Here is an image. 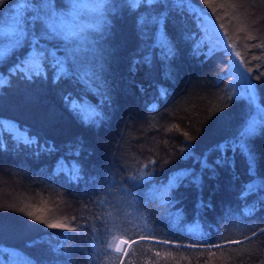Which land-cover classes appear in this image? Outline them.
Segmentation results:
<instances>
[{"label":"trees","instance_id":"16d2710c","mask_svg":"<svg viewBox=\"0 0 264 264\" xmlns=\"http://www.w3.org/2000/svg\"><path fill=\"white\" fill-rule=\"evenodd\" d=\"M21 3H0V26L13 23ZM24 3L30 8L24 16L27 27L39 35L44 25L31 18L45 15L42 0ZM52 3L59 13L50 21L56 37L41 41L46 55L41 75L31 82L16 73L9 75V69L32 54L30 41L0 60V118L26 127L41 143L51 141L57 149L37 156L34 148L18 146L10 133L0 129L5 143L0 149V246L9 250L0 251V260L4 264H264V123L249 141L255 157L251 173V158L229 151L231 162L217 165L215 178L209 179L207 170L203 173L202 192L194 186L171 192L162 187L181 168L200 171L192 159L180 158L182 149L202 155L236 137L251 118L262 119L264 0H192L199 15L175 9L171 3L133 9L126 0H109L104 12L111 23L101 32L89 27L97 23L95 0ZM166 10L165 23L151 26L150 39L143 41L137 29L139 17ZM205 19L221 33L222 43ZM157 32L166 34L177 52L168 77L160 49L145 46L156 40ZM194 41L201 46L199 56H193ZM0 42L8 41L0 37ZM149 53L151 66L142 63L133 70V59ZM53 57L67 59L64 78L56 77ZM232 58L239 64L245 90L252 86L255 103L239 95L244 86L230 69ZM98 91L111 97L110 105L101 104ZM69 95L85 107L102 108L107 119L99 127L81 122L65 107L64 97ZM78 142L84 151L79 157L68 155L67 146ZM220 155L212 152L209 163ZM72 160H78L81 173L70 180L57 167L58 162ZM253 184L255 189L249 191ZM200 198L211 206L200 207ZM30 212L46 223L29 217ZM53 222L69 228H48L47 223ZM118 240L126 242L122 251L115 248ZM162 240L172 243H159ZM215 245L220 247H210ZM209 251L215 256L209 257Z\"/></svg>","mask_w":264,"mask_h":264},{"label":"snow or ice","instance_id":"6c2138e0","mask_svg":"<svg viewBox=\"0 0 264 264\" xmlns=\"http://www.w3.org/2000/svg\"><path fill=\"white\" fill-rule=\"evenodd\" d=\"M3 0H0L2 3ZM25 0H22L20 6H18L15 10L16 14L13 17L12 25L7 28L0 26V37H4L7 39V44H0V60L4 59L8 54H10L15 48L22 46L26 42L31 43L33 52L30 57L22 61L21 63L13 66L9 69V75L12 73L19 74L20 78L23 80H27L29 82L32 81L33 77L41 75L40 68L41 62L46 59V55L41 48L42 40H49L56 37L54 27L50 23L53 17H58L59 13L57 12L55 6L52 3V0H42V4L44 6L45 15H35L31 18L32 23H43L45 31L41 32L37 35L34 31H29L26 21H25V12L23 3ZM128 4L134 9L140 5L145 6H154V5H162L167 6L169 3L173 6V8L178 10H189L193 11L194 14L199 15V13H195L194 6L192 0H126ZM205 3H208V0H204ZM109 3V0H95V8L94 15L97 18V23L89 25V27L97 32L103 31L105 25H109L111 21L107 19V16L104 12V6ZM117 9L113 8L112 12L115 13ZM168 17V11H164L157 14L152 13H144L139 17L137 22L138 33L143 41H148L150 39V28L153 25H163L165 20ZM203 19V17H200ZM206 23V21H205ZM223 39V38H222ZM225 48H228L229 52L231 49L227 44V40H223ZM147 47L156 49L159 48V58L165 64V72L164 75L166 77L171 75L172 69L170 68V62L177 54L174 46L167 42V36L163 32H157L156 40L151 45H145ZM143 50V46L142 49ZM201 54V46L199 42L194 41L193 44V56H199ZM48 56H53V53L49 52ZM240 53H236V56H239ZM53 63L57 69L56 77L64 78L68 75L67 69V59H59L53 57ZM148 64L151 66L152 64V55L151 53L144 55L140 58H134L132 61V69L135 70L136 66L139 64ZM3 80V76H0V81ZM138 87L143 90L141 85ZM97 95L101 96V104L107 103L111 104V97L104 92L101 94L99 91ZM241 96H247L248 99L255 103V94L252 91V86L248 85L246 91L240 93ZM65 107L68 108L77 118L81 120V122L86 125L99 127L106 119L102 108H98L95 105H89L85 107L82 104L75 102L71 96L64 97ZM262 114V119H256L255 117L251 118L245 127H243L236 137H232L224 140L223 142L213 145L210 149H208L204 154L197 155L194 151L188 149L181 150V159H192L195 163L200 165V171L197 172L195 168H181L174 172L168 180V183L164 186V191L171 192L172 190L178 189L181 186L188 187L194 186L197 191L202 192L203 190V173L205 170L210 172L209 179L215 178L216 166L219 165L223 167L226 164H229L230 158L227 156V153L231 151L235 154L239 151L242 155L246 157H250L249 171L252 172V164L254 163L255 157L251 151L250 139L257 135L260 131V125L264 123V107L259 109ZM0 129L11 134L12 138L17 141L18 146L23 145L25 147H31L35 149V155H40L43 153L51 154L56 151L55 145L51 141H45L41 143L36 136L30 135L29 129L26 127L21 128V126L14 121H5L0 118ZM184 136L190 141L193 138L188 136L187 133H184ZM5 147V143L3 137H0V149ZM69 151L68 155L79 157L82 151H84V146L82 142H78L74 145L67 146ZM212 152H219L221 155L212 163H209L208 156ZM155 164V161H152ZM57 172L60 174H66L68 178L71 180L73 178H79L81 173V165L78 160H72L71 162H58ZM256 187L255 184L250 185L248 187L249 191L254 190ZM198 204L200 207L211 206L210 202L205 205V202L202 198L199 199ZM37 211H43V209L38 208ZM29 217L34 216L35 221L40 223H46L41 215H35L34 213H27ZM48 228L52 229H68L69 225L66 223L53 222L47 223ZM141 239H146V237H141ZM161 244H170L172 243L169 240L159 241ZM235 243H239L236 241ZM191 247H196L195 244L191 245ZM210 247H220L219 245L210 246ZM0 251L7 252L8 249L2 248L0 246ZM157 256H160V253H156ZM165 255H170V253H166ZM209 257L215 256V252L209 251ZM0 264H4L3 260H0ZM32 264V262H29ZM210 264V262H209Z\"/></svg>","mask_w":264,"mask_h":264},{"label":"rangeland","instance_id":"374dc122","mask_svg":"<svg viewBox=\"0 0 264 264\" xmlns=\"http://www.w3.org/2000/svg\"><path fill=\"white\" fill-rule=\"evenodd\" d=\"M23 7H24V12H27V10L30 9L29 6L26 3H23ZM205 21H206V26L211 31V33L213 34L214 38L217 39L219 42L221 41V43H222L223 36L221 35V33H219V31H217V29L215 28V26L209 20L205 19ZM8 26H10V25H7L5 28H7ZM0 43H2V42H0ZM230 63H231L230 69H231V71L234 74V78L239 83H241L244 86L243 89H244V91H246L245 90V84H244V81H243V78H242V74H241V70H240L239 64L237 63V61L234 58L231 59ZM125 243L126 242L124 240H118L117 243H116L115 248L118 251H122L123 248H124V246H125ZM120 244H121V246H120ZM11 253H13V250L12 249H11ZM15 255L16 254L13 253V254H11V257H13Z\"/></svg>","mask_w":264,"mask_h":264},{"label":"bare ground","instance_id":"6f19581e","mask_svg":"<svg viewBox=\"0 0 264 264\" xmlns=\"http://www.w3.org/2000/svg\"><path fill=\"white\" fill-rule=\"evenodd\" d=\"M122 243V242H121ZM120 246H121V244H120ZM120 248V247H119Z\"/></svg>","mask_w":264,"mask_h":264}]
</instances>
